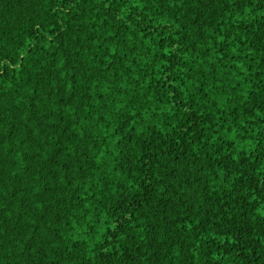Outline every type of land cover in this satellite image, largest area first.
I'll list each match as a JSON object with an SVG mask.
<instances>
[{
    "label": "trees",
    "instance_id": "obj_1",
    "mask_svg": "<svg viewBox=\"0 0 264 264\" xmlns=\"http://www.w3.org/2000/svg\"><path fill=\"white\" fill-rule=\"evenodd\" d=\"M0 264H264V0H0Z\"/></svg>",
    "mask_w": 264,
    "mask_h": 264
}]
</instances>
